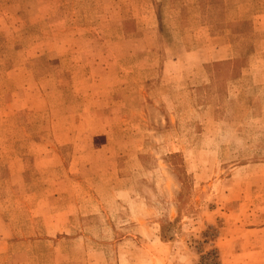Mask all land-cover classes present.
<instances>
[{
	"label": "rangeland",
	"instance_id": "rangeland-1",
	"mask_svg": "<svg viewBox=\"0 0 264 264\" xmlns=\"http://www.w3.org/2000/svg\"><path fill=\"white\" fill-rule=\"evenodd\" d=\"M238 4L0 0V264H264V0Z\"/></svg>",
	"mask_w": 264,
	"mask_h": 264
},
{
	"label": "crops",
	"instance_id": "crops-1",
	"mask_svg": "<svg viewBox=\"0 0 264 264\" xmlns=\"http://www.w3.org/2000/svg\"><path fill=\"white\" fill-rule=\"evenodd\" d=\"M238 4V0H227V7H228V10H229V13L230 14H234V9L237 7V10H236V13L238 14V17H236L235 19H240V20H243V19H246V17L242 14H244V11L243 13L240 14V6H237ZM239 5V4H238ZM264 5V4H263ZM259 18H262L264 20V14L263 15H259L258 16Z\"/></svg>",
	"mask_w": 264,
	"mask_h": 264
}]
</instances>
